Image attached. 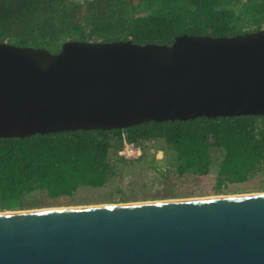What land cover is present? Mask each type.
Returning a JSON list of instances; mask_svg holds the SVG:
<instances>
[{"label":"water","instance_id":"1","mask_svg":"<svg viewBox=\"0 0 264 264\" xmlns=\"http://www.w3.org/2000/svg\"><path fill=\"white\" fill-rule=\"evenodd\" d=\"M236 116H264V29L0 43V139ZM0 264H264V194L0 212Z\"/></svg>","mask_w":264,"mask_h":264},{"label":"trees","instance_id":"2","mask_svg":"<svg viewBox=\"0 0 264 264\" xmlns=\"http://www.w3.org/2000/svg\"><path fill=\"white\" fill-rule=\"evenodd\" d=\"M262 29L264 0H0V43L54 54L67 41L171 45L182 35L233 37ZM125 141L140 148L138 159L120 155ZM156 152L163 153V166ZM145 164L178 176L214 171L217 193L227 183L264 177V116L0 139V212L36 208L40 193L56 199L102 189L124 169Z\"/></svg>","mask_w":264,"mask_h":264},{"label":"rangeland","instance_id":"3","mask_svg":"<svg viewBox=\"0 0 264 264\" xmlns=\"http://www.w3.org/2000/svg\"><path fill=\"white\" fill-rule=\"evenodd\" d=\"M159 165L164 164L162 152H156ZM165 167V166H164ZM163 169V168H161ZM216 173L207 176H178L168 172H155L148 165H137L123 170L104 188L89 187L80 189L73 197L49 199L45 194L36 195L37 207L28 210L65 209L108 204L187 200L215 197H233L235 195L264 194V177L259 176L246 183H227L222 191H216Z\"/></svg>","mask_w":264,"mask_h":264},{"label":"built area","instance_id":"4","mask_svg":"<svg viewBox=\"0 0 264 264\" xmlns=\"http://www.w3.org/2000/svg\"><path fill=\"white\" fill-rule=\"evenodd\" d=\"M120 155H122L124 158L128 160H134V159H138L141 156V150L135 144L125 141L124 148L120 152Z\"/></svg>","mask_w":264,"mask_h":264},{"label":"bare ground","instance_id":"5","mask_svg":"<svg viewBox=\"0 0 264 264\" xmlns=\"http://www.w3.org/2000/svg\"><path fill=\"white\" fill-rule=\"evenodd\" d=\"M260 194H262V193H260ZM249 195H252V194H249ZM235 196H237V195H235ZM241 196H244V195H241ZM224 197V196H223ZM229 197V196H228ZM234 197V196H233ZM199 199V198H198ZM186 200V199H185ZM190 200V199H189ZM192 200V199H191ZM167 201H174V200H167ZM152 202H160V201H152ZM152 202H138V203H152ZM61 209H63V208H61Z\"/></svg>","mask_w":264,"mask_h":264}]
</instances>
